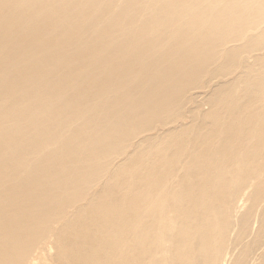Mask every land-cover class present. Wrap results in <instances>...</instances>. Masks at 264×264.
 Returning <instances> with one entry per match:
<instances>
[{
  "label": "bare ground",
  "instance_id": "bare-ground-1",
  "mask_svg": "<svg viewBox=\"0 0 264 264\" xmlns=\"http://www.w3.org/2000/svg\"><path fill=\"white\" fill-rule=\"evenodd\" d=\"M0 264H264V0H0Z\"/></svg>",
  "mask_w": 264,
  "mask_h": 264
}]
</instances>
